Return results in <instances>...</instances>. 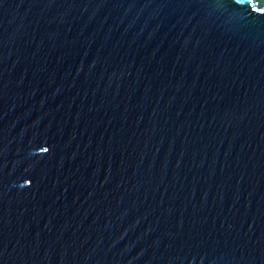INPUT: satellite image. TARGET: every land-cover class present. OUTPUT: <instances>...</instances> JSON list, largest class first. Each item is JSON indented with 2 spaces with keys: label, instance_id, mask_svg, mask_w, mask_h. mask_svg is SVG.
I'll return each mask as SVG.
<instances>
[{
  "label": "water",
  "instance_id": "1",
  "mask_svg": "<svg viewBox=\"0 0 264 264\" xmlns=\"http://www.w3.org/2000/svg\"><path fill=\"white\" fill-rule=\"evenodd\" d=\"M0 264H264V0H0Z\"/></svg>",
  "mask_w": 264,
  "mask_h": 264
}]
</instances>
